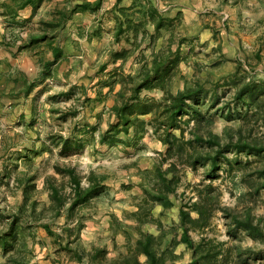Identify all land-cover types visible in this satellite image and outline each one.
<instances>
[{
	"label": "rangeland",
	"instance_id": "obj_1",
	"mask_svg": "<svg viewBox=\"0 0 264 264\" xmlns=\"http://www.w3.org/2000/svg\"><path fill=\"white\" fill-rule=\"evenodd\" d=\"M117 1L105 0V8L100 13L84 20L93 22L98 20L96 15L100 16L102 19L98 21L102 26L104 24L101 31L111 34L109 25L114 20L112 9ZM155 1L166 15L169 10L177 8L173 7L174 4L186 10L177 13L171 30H164L156 44L157 50L168 47L173 34V48L176 49L178 42L185 39L182 51L189 61L180 64L181 73L176 78L175 91L183 88L184 82L195 75L209 82L206 83L207 90H212L215 83H227L233 77L264 83V0ZM65 2L45 3L35 15L32 9L28 18H24V10L14 26L0 16V234L10 228L15 212L24 206L26 213L20 217V235L15 240L16 255L36 264L40 261L42 264L44 261H48L46 264H93L92 256L96 250L105 249L107 257L103 262L111 264L114 259L127 254L136 242L134 230H130L131 240L122 232L117 231L115 235L110 229L113 219L116 217L118 222L129 226L138 224L133 214L143 202L145 188H149L146 171L160 160L164 146L152 133V127L142 140L133 139L132 132L130 135L120 134L129 140L127 144L111 146L107 141L101 143L102 135L114 122L111 108L122 88L121 82L111 88L117 68L121 70L119 73L123 71L125 74H136L140 70L139 55L120 67L111 62L110 52L116 44L107 35L105 42H98L99 36L89 40V29L83 26L76 29L73 24L60 36L63 43L65 37L79 42H72L70 46L74 53L68 54L57 65L55 75L39 81L42 71L39 55L46 53L51 57V51L46 46L20 51L19 46L30 35L40 32L43 27L40 20H51L55 9ZM132 3L133 0H124L122 5L130 6ZM79 30L85 34L84 37L80 36ZM191 46H194V51L188 54ZM103 64H108L105 71L101 69ZM19 76L39 82L29 96L23 93L22 87L13 83ZM182 76L186 78L182 79ZM224 85L219 88V110L230 103L235 105V84ZM149 95L159 96V93ZM261 100L263 105L264 93ZM202 102L205 104L207 99ZM239 109L241 115L230 117L224 111V115H216L215 123L203 134L208 136L213 131L222 135L226 143L242 136L248 143L260 142L258 147L262 149L226 152V156L221 158L222 168L214 174L210 173L207 162L194 167L184 158L178 160L182 178L176 193L170 195L174 206L169 209L156 206L153 210L156 222L148 229L158 233L157 223L165 227L169 235L164 247L180 230L174 231L180 222V207L198 201L199 191L212 185L216 202L209 207V226L205 230L192 231V237L198 241L205 236L217 244L221 243L224 248H231L233 264H264V237L251 235L237 226L230 213L224 210L231 208L241 218L251 213L252 222L264 231V105L258 110L255 105L248 108L240 103ZM208 110L214 114L216 109H210L207 103L203 106L204 114L208 115ZM194 122L184 125L187 139L193 136ZM62 137L72 141L82 138L84 147L76 148L72 144V151H64ZM58 167L75 168L84 187L90 184L92 172L105 177L101 196L75 213L74 220L82 216L85 219L83 231L91 229L86 237L82 236V231L79 239H74L75 236L71 239L72 248L81 255V260L76 254L59 250L54 237L43 227L49 225L68 239L69 231L66 229L74 226L66 210L58 215L52 205L49 182L64 188L63 193L68 197L72 192L69 176ZM175 250L182 257L179 264L191 263V250L184 245ZM11 252L6 254L0 247V264L6 260L15 264Z\"/></svg>",
	"mask_w": 264,
	"mask_h": 264
},
{
	"label": "trees",
	"instance_id": "obj_2",
	"mask_svg": "<svg viewBox=\"0 0 264 264\" xmlns=\"http://www.w3.org/2000/svg\"><path fill=\"white\" fill-rule=\"evenodd\" d=\"M54 1L0 0V16L10 26H14L18 23L22 11L32 8L33 15H35L43 4ZM104 1L66 0L63 6H58L55 9L51 20H40V25L43 26L40 32L30 35L26 42L19 46L20 51L41 46L44 48L46 46L51 51V57H47L46 53L39 55V62L42 66L39 81L55 75L57 65L71 53L68 49L73 44L71 38L65 37V43H63L60 34L67 30L69 23L77 14L100 13L104 7ZM123 1L118 0L112 9L116 46L110 52V60L120 67L139 55L137 62L140 64V70L136 74H125L123 71L119 73L121 70L117 68L111 88L113 89V85L117 82H121L122 88L116 95V104L111 108L114 122H111L108 131L102 135L101 143L107 141L111 146L120 143L127 144L129 140L121 137L120 134L130 135L132 132L134 133L133 139L142 140L150 133V127H152V133L160 139L164 150L160 160L154 164L152 169L146 171L150 189L144 187L143 202L139 204V210L133 214L138 224L129 226L118 222L116 217L113 219L110 229H113L115 235L117 231L122 232L128 240H131L130 230H134L136 242L129 248L127 254L114 259L111 264H179L182 257L175 250L179 245H184L191 250L193 257L190 264H233L231 248H224L221 243L217 244L205 236L196 241L191 234L192 231L205 230L209 226V207L216 202V197L212 195L214 190L212 185L199 191L200 199L198 201L180 207V222L174 231L180 230L174 234L165 247L163 244L169 235L165 227L161 223H157L158 229H160L158 233L148 229L156 222L153 212L156 206L166 209L174 206L170 195L176 193L182 178L179 174L178 160L184 158L194 167L207 162L210 165V173L214 174L222 168L221 158L226 156V152L232 149L238 151L262 149L258 147L260 142L248 143L242 136L236 141L232 139V142L226 143L223 142L222 135L210 131L207 136L203 134V131L215 123L214 118L219 113L224 115L225 112L230 117L233 114L241 115L240 103H244L248 108L255 105L256 109L260 110L264 105L261 100L264 83L249 82L243 78L233 77L227 83L217 82L212 85V90H207L206 83L209 82L203 77L195 75L194 78L184 82L183 88L175 91L176 78L181 73L180 64L182 61H189L186 56H183L182 51L185 39L178 42L176 49L173 48V34L168 47L157 50L156 44L164 30L167 32L171 30L177 17L169 18L162 12L155 0H133L130 6H123ZM79 33L81 37L85 36L80 30ZM100 34L101 27L87 32L89 40L100 36ZM147 50L150 51L147 52ZM192 51H194V46H191L187 53ZM107 65L101 66L102 71L107 69ZM185 78L182 76V79ZM13 81L15 86L22 87L23 93L28 96L39 84L37 81L31 82L27 77L22 76L16 77ZM224 84H235V105L231 106L230 103L219 110L217 108L221 100L219 88L225 86ZM153 92L159 93V96H150L149 94ZM101 98L99 97V99ZM206 99L207 102L203 104L202 101H206ZM207 103L210 104V109H216L214 114H210V110H208V115L204 114L203 106ZM146 116L150 118L147 120ZM192 120L195 121L191 130L193 136L187 139L184 125L189 126ZM94 129L95 127L92 130ZM61 141L64 151H72V144L76 148L84 147L82 138L72 141L62 137ZM58 168L69 176L72 192L68 197L63 193L64 188L57 186L52 181L49 182L52 205L58 215L66 210L69 220L74 221L72 222L74 226L70 225L66 229L69 231L68 239H65L63 234L53 231L49 225L43 227L50 236L54 237L59 249L72 255L76 254L78 260H81V255L76 252L75 248H72L71 239L74 236V239L80 238L85 227V219L82 216L74 220L75 213L88 207L94 199L101 196L105 187V177H98L92 172L89 176L90 184L84 187L82 177L75 168ZM27 185L26 183L25 187ZM20 207L19 211L15 212L10 228L0 234V247L6 254L13 251L11 257L16 260L15 264H35L32 260L24 259V256L14 253L17 247L15 240H18L20 235L18 228L20 217L26 213V208ZM224 210L226 213H230L237 226L245 229L251 235L264 237V231L252 222L251 213H247L245 218H241L231 208H224ZM238 256H241L240 253ZM106 257L105 249H97L92 256V262L93 264H107L103 262ZM4 264H9V261L6 260Z\"/></svg>",
	"mask_w": 264,
	"mask_h": 264
},
{
	"label": "crops",
	"instance_id": "obj_3",
	"mask_svg": "<svg viewBox=\"0 0 264 264\" xmlns=\"http://www.w3.org/2000/svg\"><path fill=\"white\" fill-rule=\"evenodd\" d=\"M91 1H95V0H91ZM125 5H127V4H125ZM54 7H55V5H53ZM124 6V5H123ZM128 6V5H127ZM173 7H177V8H174L172 11H170L169 10V13L167 14L169 17H172V18H175L176 17V15H177V13H181V12H184V11H186L185 10V8H183L182 6H179L178 4H174V6ZM105 8V7H104ZM110 9V7H108L107 8V10H109ZM177 10V11H176ZM174 11H176V13L174 12ZM25 13H23L24 14V18H28L31 14H32V8H28V9H26L25 11H24ZM22 14V15H23ZM102 14V13H101ZM92 14H90V13H79V14H77L74 18H73V20L69 23V25H68V27H67V30H69L72 26H73V24H75L76 25V29H77V27H81V26H83V27H87V29H89L88 31H91V30H94V29H97L98 27H102V28H104V24H103V26L99 23V21L98 20H100V19H102L100 16H98V15H96L95 17H98V20H96V21H91V22H87V21H85L84 19L85 18H87V17H90ZM84 21V22H83ZM78 22V23H77ZM77 23V24H76ZM111 24L109 25V28H111L112 30H111V34H107L106 32H104V31H101V34H100V36L98 37L99 38V40H97L98 42H105V41H107V38L105 37L106 35L109 37V39L110 40H112V42H113V44H114V33H115V30H114V28H115V23H114V20L112 21V22H110ZM73 40H71L73 43L75 42L76 44H78L79 42H76L75 41V39L74 38H72ZM90 42V41H89ZM105 45V44H104ZM69 46V45H68ZM71 46V45H70ZM98 48V47H97ZM68 49H69V52H71L70 51V49H72L71 47H68ZM94 49H96V47L94 48ZM101 51V50H100ZM71 53H74V52H71ZM91 229L90 228H86L84 231H83V234H82V236L83 237H86V235H88V234H90L91 232H89ZM101 230V229H100ZM99 231V230H98ZM99 235V234H98ZM117 238V237H116ZM118 239V238H117ZM96 240H98V238L96 239ZM60 250V249H59ZM61 251H63V250H61ZM33 263H35V261H32ZM48 261H44L43 262V264H46ZM36 264V263H35ZM37 264H42V261H40L39 263L37 262ZM51 264H53V263H51Z\"/></svg>",
	"mask_w": 264,
	"mask_h": 264
}]
</instances>
